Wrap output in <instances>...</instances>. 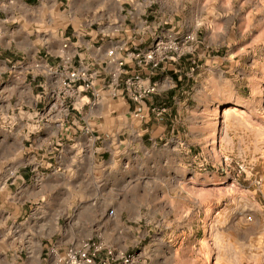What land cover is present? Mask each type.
<instances>
[{
    "label": "rangeland",
    "instance_id": "1",
    "mask_svg": "<svg viewBox=\"0 0 264 264\" xmlns=\"http://www.w3.org/2000/svg\"><path fill=\"white\" fill-rule=\"evenodd\" d=\"M0 28L7 66L35 47L50 60L47 44L90 29L134 54L159 35L194 37L144 76L157 87L146 120L112 101L118 115L92 143L82 120L67 128L87 107L61 96L70 116L58 140L41 129L32 149L27 131L14 135L16 156L0 164V264H51V249L89 238L138 253L139 264H264V0H0ZM9 111L8 132L29 115Z\"/></svg>",
    "mask_w": 264,
    "mask_h": 264
},
{
    "label": "crops",
    "instance_id": "2",
    "mask_svg": "<svg viewBox=\"0 0 264 264\" xmlns=\"http://www.w3.org/2000/svg\"><path fill=\"white\" fill-rule=\"evenodd\" d=\"M28 3L29 2L25 1L18 6L19 10H22L25 18L29 17L28 14L31 11L27 7H32L28 5ZM6 33L7 32L4 31V28H0V47H2V36L6 35ZM88 35V39L82 38L84 35L82 37L76 36L75 33H73L72 36L61 35L60 38L55 40V45L47 44L46 52L51 50L54 55L50 60L45 54L43 56H38V54L41 53L37 47L33 49V52L30 54V58H28L27 61H16L13 65L7 66L6 63L9 61L7 59H0V79L2 78V75L7 74L6 81L0 82V115L3 114V112H10L9 110L11 109V106H13V108L19 107L20 109L27 108L26 112L29 114L23 121L16 123L14 126H10L9 132L5 130L4 124H1L0 122V164L8 163L15 158L17 149L15 136L18 132L23 133L27 131L24 139L27 140L32 138V144L29 145L30 148L33 149L34 146L35 148L40 149L41 129V137L47 139L51 135L53 142L58 140L57 135H60L63 131L67 130L66 128H63L64 125L60 126L61 121L58 116L51 118L50 120L40 119V112L42 111V109L40 110V107L46 105L51 94H55L59 91V80L63 74L62 66L66 61L71 68H84L94 73L96 89L100 93L97 105H99V108L105 107V110H99L95 109L97 105L91 106L88 104L89 102L86 103L85 107H87V113L84 116L81 115L79 117L76 115L75 117L78 118V121H76L75 118H72V120L74 119L73 125L71 127L67 126V128H70V130L72 129L73 132L76 133L78 130H81L79 120H82V127L83 125L86 126V131H89L91 136H93L92 133L100 132L101 129L105 130L104 125L107 116H112V114H114L113 116L118 115L116 110L110 109V103L112 101L121 104L123 107H127L129 110L130 106L127 104V99L120 96L121 91L119 88L122 84H119L117 86L118 88L116 87L118 96L115 98H112V94L103 88H106L105 86L109 84L110 75L115 69L113 63H110L111 60L107 57L106 52L111 47L117 46V48H122L123 52L120 55L125 58V68L127 71H133L136 69L134 62L131 59V53H126L124 43L121 41H114L113 38H111V35L106 42L98 44V41H102L103 36L107 35V32H95L90 29ZM74 37H76L75 41H73ZM26 38L27 35L24 37L25 41ZM97 38L99 39L97 40ZM37 58L40 59V72L37 71L38 69L36 68L33 69V64L38 62L36 60ZM171 64L172 63L163 64L158 72L164 67H170ZM45 68H49V70ZM141 72L143 76H150L149 70L147 69H142ZM12 78L17 81V84L18 82H23V85H25V93L19 89L17 84L13 88L12 86L7 87L9 83L13 81ZM123 79L124 76L120 79L121 82ZM145 79L148 81V78ZM89 100L87 98L83 99L84 102ZM6 102H9V107ZM77 107L78 109L84 108H80L79 104ZM100 119H103L102 124L100 123ZM91 121L93 123H91ZM32 134L34 135L31 136ZM74 156L75 159H79V156ZM32 157L34 161L37 160L36 155Z\"/></svg>",
    "mask_w": 264,
    "mask_h": 264
},
{
    "label": "built area",
    "instance_id": "3",
    "mask_svg": "<svg viewBox=\"0 0 264 264\" xmlns=\"http://www.w3.org/2000/svg\"><path fill=\"white\" fill-rule=\"evenodd\" d=\"M193 41L194 37L189 34L181 35L179 38H176L175 33L156 36L145 50L135 54L131 53V59L136 68L133 71H127L125 68V58L120 55L123 49L117 48V46L111 47L106 55L111 60L110 63L115 66V69L110 75L109 84L103 89L108 90L112 94V98H115L118 96L117 86L122 84L120 96L125 97L132 105L129 112L130 117L140 122L146 120L153 110L144 101L147 97L156 94L157 87L156 84L145 79L141 70L147 69L150 75H154L163 64L178 61L185 54L186 44ZM35 68L40 69L39 64H36ZM45 69L49 70V68ZM62 69L63 74L59 80V91L51 94L52 101L49 98L43 107V109L50 108L52 111L43 115L45 120L58 116L62 122V116L65 120L70 116L68 113L69 106L63 103V100L60 99L61 96L63 99L70 100L69 104L77 109L78 104L80 108L85 107L88 102L91 106L98 104L97 100L100 93L96 89L93 72L84 68H71L68 66L67 61L63 64ZM123 76L124 79L121 82L120 79ZM84 98L90 100L84 102ZM43 112L45 113V111ZM86 132L89 133V131ZM89 139L92 143L94 142L93 136ZM59 248L56 247L50 250L51 264H139L140 258L138 253L115 249L104 242L95 241L91 238L67 245L62 251Z\"/></svg>",
    "mask_w": 264,
    "mask_h": 264
},
{
    "label": "trees",
    "instance_id": "4",
    "mask_svg": "<svg viewBox=\"0 0 264 264\" xmlns=\"http://www.w3.org/2000/svg\"><path fill=\"white\" fill-rule=\"evenodd\" d=\"M32 2H34L35 0H31Z\"/></svg>",
    "mask_w": 264,
    "mask_h": 264
}]
</instances>
